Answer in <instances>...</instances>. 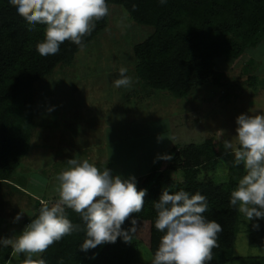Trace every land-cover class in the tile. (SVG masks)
<instances>
[{
    "label": "trees",
    "instance_id": "1",
    "mask_svg": "<svg viewBox=\"0 0 264 264\" xmlns=\"http://www.w3.org/2000/svg\"><path fill=\"white\" fill-rule=\"evenodd\" d=\"M107 2L123 6L136 22L154 29L135 45L137 74L152 88L168 91L179 98L188 97L195 87L219 84L227 74L217 68V60L239 58L264 39V0H167L164 4L160 0ZM107 17L96 23L91 35L84 37L85 45L104 30ZM30 27L9 0H0V181L3 182L13 179L31 150L34 83L54 72L59 64H71L80 51L76 44L65 42L56 55L41 56L36 45L44 39L46 26L38 24L29 31ZM3 101L9 102L5 105L7 109ZM223 154L216 150L215 144L208 142L168 148L161 157H172L164 160L169 162L168 168L183 171V180L167 178L164 170L158 167L160 159L149 172L136 178L138 190H146V196L143 210L122 225L130 229L131 220L138 221L137 232L130 243L118 238L115 243L84 252L80 245L86 235L81 230L65 236L39 258L46 264H142L140 246L147 247L154 255L164 235L155 229L158 214L154 204L163 189L168 188L170 193L184 190L190 195L199 192L206 197L205 218L222 227L218 235L219 247L213 249L209 264L234 261L240 212L231 206L230 199L239 178L246 172L243 163L235 166L231 159L235 174L225 182L215 179L218 160ZM41 207V201L36 200V212L29 224L38 217ZM65 213L73 224L84 228L78 213L70 208H65ZM256 222L247 223L249 240L264 246V220L259 221L258 231L252 227ZM12 252L11 246L1 248L0 264H7ZM26 258L22 254L20 264Z\"/></svg>",
    "mask_w": 264,
    "mask_h": 264
},
{
    "label": "rangeland",
    "instance_id": "2",
    "mask_svg": "<svg viewBox=\"0 0 264 264\" xmlns=\"http://www.w3.org/2000/svg\"><path fill=\"white\" fill-rule=\"evenodd\" d=\"M109 8L106 27L86 45L84 51H79L71 64H59L54 72L34 83L31 150L11 181L26 191L16 190L18 193H14L10 191L14 189L11 184H3L6 194L9 193L7 197H0V214L14 216L15 208L8 202L14 201L16 196L25 201L27 213L32 210L28 209L29 201H33L35 195L55 194L58 197H53L54 201L49 205L57 202L56 177L68 167L67 160L73 158L87 159L101 170L107 167L112 173L113 167L119 165L124 167V171L118 175L126 178L141 170L149 172V167L157 164L154 159L170 147L208 142L215 144L219 153L224 152L218 160L215 179L225 182L235 174L230 165V160L234 161V153L231 149L225 150L224 141L232 140L233 147L238 146L235 137L239 115L264 113L262 96L256 97L257 100L249 99L254 96L241 79L243 70L248 68L243 66V57L231 60L223 71L227 76L219 84L195 87L188 97L179 98L168 91L156 90L138 76L134 49L154 29L136 22L121 5L110 3ZM260 63L264 65V58ZM121 67L127 68L126 75L132 77L130 88L114 86ZM255 69L258 70L257 62L249 71ZM227 100L231 103L227 104ZM3 102L4 106L9 104ZM43 155L41 160L45 157L48 160L39 164L37 161ZM54 158L61 159L57 161L59 164L52 161ZM159 159L158 165L164 168L167 178L183 180L181 169H170L169 162ZM21 212L24 213L23 210ZM13 220L11 224H16L18 234L29 224ZM248 222L240 213L233 247L237 258L223 264H264V246L250 242ZM4 247L0 245V249ZM22 254L12 252L6 263L20 264ZM153 258L147 247L140 246L142 264H151Z\"/></svg>",
    "mask_w": 264,
    "mask_h": 264
},
{
    "label": "clouds",
    "instance_id": "3",
    "mask_svg": "<svg viewBox=\"0 0 264 264\" xmlns=\"http://www.w3.org/2000/svg\"><path fill=\"white\" fill-rule=\"evenodd\" d=\"M167 0H160L161 4ZM18 14L32 26L45 25L44 39L37 43L41 56L56 55L65 42H72L84 51V37L91 35L96 23L110 14L107 0H9ZM127 68L119 69L116 88H130L132 77ZM51 111V109H50ZM237 147L232 140L224 141L225 150L234 153V165L243 163L246 174L231 193L230 204L244 215L254 230H260L264 220V113L241 114L237 117ZM171 160L172 157H161ZM68 167L56 179L59 199L49 206L42 201L37 218L23 232L11 239H0V245L11 246L13 253L26 255L22 264H46L42 258L50 246L73 232L83 230L86 238L80 249L88 252L97 246L115 243L118 238L130 243L137 232L138 221L131 220L132 227L122 225L140 213L145 205L146 190H138L134 176L127 179L113 176L107 167L101 170L94 163L76 158L67 160ZM155 229L164 235L154 253L151 264H209L213 249L219 247L218 235L222 227L216 221L207 220V199L197 192L190 195L184 190L170 193L164 188L158 202ZM65 208L78 213L84 223L67 217ZM21 219L17 214L16 221Z\"/></svg>",
    "mask_w": 264,
    "mask_h": 264
},
{
    "label": "crops",
    "instance_id": "4",
    "mask_svg": "<svg viewBox=\"0 0 264 264\" xmlns=\"http://www.w3.org/2000/svg\"><path fill=\"white\" fill-rule=\"evenodd\" d=\"M241 57H243L242 58L243 66H245V67L248 66V68L246 70L245 69L244 70L241 69V70H243L241 79L250 88V90H248V92L250 91L252 93V96H254V97L249 98V99H254L256 97L259 98L261 96H262V99H264V80H263V78H264V65L262 66V64L260 63V59H263L264 58V39L256 47H253L251 49H248ZM237 59L238 58H236L235 60H237ZM231 60H233V59L219 58L217 60V68L219 70H221V71H226L224 68L226 67V69H227V67L231 63ZM256 62L258 64V70L256 71V69H255V70L249 71L251 69V66L253 67L256 64ZM224 63H225V65H223ZM246 63L248 65H246ZM222 66H224V67H222ZM231 99H233V97ZM256 100H257V98H256ZM227 101H228L227 104H229V102L231 103V100H227ZM185 114L186 113L184 112V115ZM225 137H228V136L225 135ZM172 140L173 139L170 138L169 141L172 142ZM163 153L159 154L154 159L156 161V163H157V160L163 155ZM110 156H111V158L113 157L112 154H110ZM43 157H44V155L40 158V160L37 161V162H39V164H44L43 163L44 160H46V159L48 160V158H46V157L43 160H41ZM37 158H39V157H37ZM47 160L45 161V163L47 162ZM59 160H61V159H57V160L55 158L52 159V161H54L55 164H59L57 162ZM108 160H110V159L108 158ZM52 161H49L50 164H51ZM113 161L114 162L116 161L118 163L120 162L116 158H113ZM61 166H63V165H61ZM44 167H45V165H43V168ZM153 167H155V166H153ZM158 167L161 168L162 170H164V168L161 165L158 166ZM152 168L149 167V169H152ZM112 171H114L112 173V175L116 176V175L120 174V171H124V167H120L119 165H117L116 167L115 166L113 167V170ZM143 171L144 170H141V171L137 172L136 174H131V175L127 176L125 179H127V178H129L131 176H134L135 178H137L138 176H140L142 174H146L148 172V170L146 171V173H143ZM1 181H0V197H3V195L4 196L6 195V197H7L8 193H9V191H8V193L6 194V188L3 187V184H8V185L11 184L14 189H10V191L13 190L14 193H18L17 191H21V192L25 193V191H26V190L23 191L24 189H22L21 187H19V185H15L16 183L15 184H12L11 183L12 180H5V182H3V181L1 182ZM53 197H56L57 198L58 196H55V194H53V196H52V194H51V196H41V197L36 196V195L33 196V199L34 200L33 201L32 200L29 201V208H28V209H32V210H29L28 213L26 211L25 201H23V199L21 201L19 196H16V199L14 201L8 202V205H10V206L12 205L15 208V211L13 213L14 216H12V217H9L8 216L7 217L4 213H1L0 214V218H3V220L0 221V235H3V237L0 236V239H11V238H15L16 236L19 235L17 233V230H15V225L16 224L15 225H12L11 222H12L13 219H15V217L17 216V214H21L22 213L21 210H23V212H24V213L21 214V217L23 215L25 217H23L21 220L17 221V223H19L21 221V222H23L22 224L24 225V222L25 221L28 222L33 217V215L36 212V209H35L36 200L41 201V203H42V201L43 202H46V203H50V202L54 201L52 199ZM5 202H7V201H5ZM16 207H17V211H16ZM13 214H9V215H13ZM5 218H10V220H7ZM22 227L23 226H21V228Z\"/></svg>",
    "mask_w": 264,
    "mask_h": 264
}]
</instances>
